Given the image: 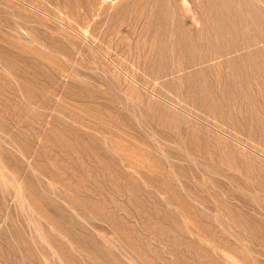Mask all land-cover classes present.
Masks as SVG:
<instances>
[{"label": "rangeland", "instance_id": "1", "mask_svg": "<svg viewBox=\"0 0 264 264\" xmlns=\"http://www.w3.org/2000/svg\"><path fill=\"white\" fill-rule=\"evenodd\" d=\"M0 264H264V0H0Z\"/></svg>", "mask_w": 264, "mask_h": 264}]
</instances>
